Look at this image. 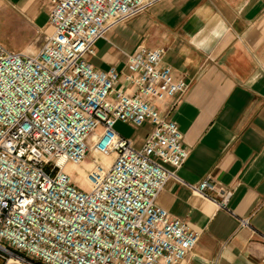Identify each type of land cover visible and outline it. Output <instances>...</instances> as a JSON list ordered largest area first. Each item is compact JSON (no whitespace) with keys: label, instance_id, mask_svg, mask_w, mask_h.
Wrapping results in <instances>:
<instances>
[{"label":"built area","instance_id":"1","mask_svg":"<svg viewBox=\"0 0 264 264\" xmlns=\"http://www.w3.org/2000/svg\"><path fill=\"white\" fill-rule=\"evenodd\" d=\"M161 0H50L53 32L36 52L0 41V255L25 264H176L200 232L157 203L177 179L234 213L232 190L182 180L183 132L155 102L184 92L164 47L127 54L129 72L86 57L114 26ZM124 78L132 90L117 86ZM117 121L153 129L140 147ZM102 155L111 156L109 163ZM90 163L82 186L67 163ZM215 193V195L212 194ZM249 225L247 218H240ZM264 239V234L262 235Z\"/></svg>","mask_w":264,"mask_h":264},{"label":"crops","instance_id":"2","mask_svg":"<svg viewBox=\"0 0 264 264\" xmlns=\"http://www.w3.org/2000/svg\"><path fill=\"white\" fill-rule=\"evenodd\" d=\"M51 7L50 0H0V21L13 31L1 42L36 52L53 32ZM139 46L164 47L173 76L188 82L181 94L155 102L178 123L189 150L179 176L232 190L234 213L177 179L165 183L157 203L200 232L176 264H264V0H161L111 28L86 59L127 73V54ZM117 86L132 90L124 78ZM115 128L140 147L153 124L117 121ZM0 264L25 263L0 255Z\"/></svg>","mask_w":264,"mask_h":264},{"label":"rangeland","instance_id":"3","mask_svg":"<svg viewBox=\"0 0 264 264\" xmlns=\"http://www.w3.org/2000/svg\"><path fill=\"white\" fill-rule=\"evenodd\" d=\"M4 23H2V21H0V41H5V39H7V37H11L13 34V31L11 29H7L5 27H7V25H3ZM39 50V49H38ZM89 164L87 161L83 162L82 164L78 165V166H73L71 169H73V171H69L72 176L75 179L80 180L83 184L85 183V170L89 167ZM70 169V170H71ZM83 170L84 174H80V171ZM86 186V185H84Z\"/></svg>","mask_w":264,"mask_h":264},{"label":"bare ground","instance_id":"4","mask_svg":"<svg viewBox=\"0 0 264 264\" xmlns=\"http://www.w3.org/2000/svg\"><path fill=\"white\" fill-rule=\"evenodd\" d=\"M102 161L104 162V163H109L110 162V160H111V156H109V155H102ZM90 165V164H89ZM73 166H78V164H73V163H67L66 165H65V169L67 170V171H71L70 169L73 167ZM80 174H84L83 173V170H81L80 171ZM85 175V174H84ZM84 180H85V178H84ZM86 181V180H85ZM86 183V182H85Z\"/></svg>","mask_w":264,"mask_h":264}]
</instances>
